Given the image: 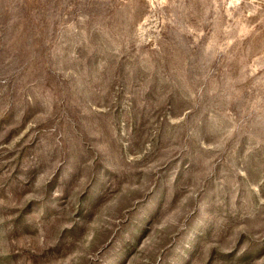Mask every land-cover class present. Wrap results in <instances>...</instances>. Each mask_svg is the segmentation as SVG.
I'll list each match as a JSON object with an SVG mask.
<instances>
[{
    "label": "rangeland",
    "instance_id": "374dc122",
    "mask_svg": "<svg viewBox=\"0 0 264 264\" xmlns=\"http://www.w3.org/2000/svg\"><path fill=\"white\" fill-rule=\"evenodd\" d=\"M0 264H264V0H0Z\"/></svg>",
    "mask_w": 264,
    "mask_h": 264
}]
</instances>
